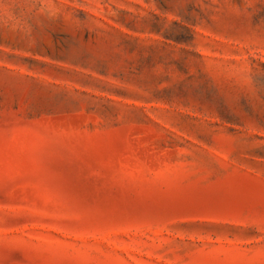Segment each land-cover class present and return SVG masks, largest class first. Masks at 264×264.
<instances>
[{"label": "rangeland", "instance_id": "374dc122", "mask_svg": "<svg viewBox=\"0 0 264 264\" xmlns=\"http://www.w3.org/2000/svg\"><path fill=\"white\" fill-rule=\"evenodd\" d=\"M0 264H264V0H0Z\"/></svg>", "mask_w": 264, "mask_h": 264}]
</instances>
